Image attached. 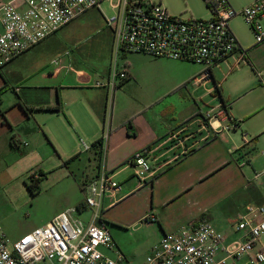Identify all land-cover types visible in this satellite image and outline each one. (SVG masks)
Masks as SVG:
<instances>
[{
  "label": "crops",
  "instance_id": "0c3cea01",
  "mask_svg": "<svg viewBox=\"0 0 264 264\" xmlns=\"http://www.w3.org/2000/svg\"><path fill=\"white\" fill-rule=\"evenodd\" d=\"M253 1L247 0V5ZM236 38L241 47L246 48L244 41ZM39 46L5 67L21 59L22 63L30 61L32 55L40 51ZM256 50L258 54L254 59L248 56L247 64L237 66V55L221 64L217 68L222 73L221 80L215 75L217 69L212 80H202L203 70L196 73L189 69V64L164 59L160 63L173 71H182L184 77L162 94H140L133 96L130 102L117 94L133 78L129 63L130 78L120 81L113 92L109 87L97 88V79L84 73L70 77L71 66L55 57L49 67L44 64L41 69L51 67L48 77L56 80V85L14 90L19 94H15L12 109L4 107L8 82L0 73V111L3 114L0 116V225L6 234L16 241L48 223L23 225L17 220L18 230L11 232L8 221L15 222V213L5 211L1 203V198L9 197L12 191L2 176L6 169L18 163L16 167L22 168L20 172H27L31 168L28 161L34 162L40 157L37 151L22 155L17 150L28 148L29 140L35 138L47 148L49 158H53L44 138H37L41 137L35 131L39 128L40 135L42 133L49 143L61 145L60 139L65 136L64 143L74 145L80 140L84 147H89L84 152L70 149L65 153L66 159L75 160L73 167L78 172L83 175L88 172L87 179L82 180L84 200L79 205H83L74 207L85 223L91 222L94 216V211L84 204L87 188L91 181L105 174L118 183L121 190L103 200L98 223L133 229L135 233L155 228V241L149 246L148 254L165 234L201 222H210L226 234L228 243L240 239L242 234L234 230L237 217L254 199L264 203V43ZM123 56L126 59V53ZM236 70L243 73L252 70L256 77L241 86L240 94H229L222 85L223 78ZM192 81L194 92L201 94H177L182 89L188 92L186 86ZM83 89H97L91 90L97 94L68 92ZM233 100L238 108L236 103L231 104ZM220 108L228 110L231 120H217L211 125L205 122L207 127L204 128L205 116ZM45 113L62 114L67 127L62 123L61 128L54 126L50 121L42 126L34 115ZM98 140H103L102 150L93 147ZM141 152H146L145 157L154 170V175L144 181L136 177L130 163ZM68 174L75 180L72 171ZM151 216L154 221H144ZM113 255L117 257L116 252Z\"/></svg>",
  "mask_w": 264,
  "mask_h": 264
},
{
  "label": "built area",
  "instance_id": "2783aa9c",
  "mask_svg": "<svg viewBox=\"0 0 264 264\" xmlns=\"http://www.w3.org/2000/svg\"><path fill=\"white\" fill-rule=\"evenodd\" d=\"M105 1L113 0L0 3V70ZM204 1L211 18L184 21L172 16L162 0H118L114 5L117 15L107 20L116 42L115 65L108 82H97L95 86L109 87L114 92L118 82L130 78L127 64L119 69L118 59L125 53L199 65L203 68L202 80H212L214 70L235 55L237 66L247 64L248 51L241 47L230 23L242 17L256 42L264 43V0H254L239 12L228 0ZM213 111L205 116L204 123L231 120L226 108ZM145 155L146 152L138 153L130 162L141 181L154 175ZM120 190L121 186L105 174L89 184L84 202L94 211L89 223L78 217L77 208H71L16 241L10 240L0 225V264H124L126 257L109 226L98 223L103 200ZM154 220L151 216L144 221ZM234 230L242 237L230 243L227 235L210 222L167 233L152 247L144 264H264V206H246L237 217ZM102 248L116 252L117 257L106 255Z\"/></svg>",
  "mask_w": 264,
  "mask_h": 264
},
{
  "label": "rangeland",
  "instance_id": "374dc122",
  "mask_svg": "<svg viewBox=\"0 0 264 264\" xmlns=\"http://www.w3.org/2000/svg\"><path fill=\"white\" fill-rule=\"evenodd\" d=\"M8 1L10 0H0V3H7ZM229 2L233 4L237 12L248 6L247 0H229ZM116 3H118V0H113L112 2L105 1L99 8L86 11L77 19L62 27L47 42L40 45L38 47L40 51L34 53L30 61L26 62L24 60L25 63H22L23 59H21L17 64L2 68L0 73L8 82L4 95V107H9L8 109L14 107L13 105L16 103L15 94H19L16 92L20 91V87H50L56 85L57 81L48 77L51 67L49 70L42 71L41 69L44 64L46 66L50 65L52 59L55 57L61 58V62L71 66L70 77L74 78L76 73L80 72L89 77L96 78L100 83H106L105 79L108 77L109 70H113L116 57L114 33L108 27L107 20L117 15L118 10L114 7ZM162 4L172 16L184 21L191 19L209 20L211 18V12L204 0H162ZM261 24L264 28V19L261 21ZM230 27L238 39L243 40V44H246V48L244 49L248 51V56H252L254 59L258 54L256 47L262 43L258 45L254 33L242 17L233 19ZM160 61H164V59L156 60L148 55L135 53H126L125 59L123 54H121L118 59L119 69H122L125 64L128 65L129 63L133 78L129 84L124 85L117 91V94H120V98L130 102L133 96L140 94H162L164 90L184 77L185 74L181 73L182 71H173L167 65L160 63ZM185 64H189L191 66L189 69L196 73L203 70L202 67L197 65L191 63ZM215 75L218 76L219 80L223 77L218 69L215 70ZM252 77H256L252 70L250 72L245 71L244 73L243 71L236 70L226 78L224 75L222 85L226 91L228 90L229 94H240L241 86L248 83ZM0 79L2 81L1 76ZM120 83L118 82V85ZM193 83L192 81L191 84L186 86L189 88L188 92L182 89V92L177 94H201L194 92ZM91 90L83 89L78 91L79 93L74 91L68 92L69 94H97L96 91L92 92L97 89ZM100 90L105 91V89ZM235 103V107L238 108L236 100H233L231 104L234 105ZM214 105L215 103L211 104L212 107ZM34 118L42 126L44 123L47 124L50 121L54 126L60 127L62 123L67 127L66 122H64L66 119L62 114L50 115L45 113L34 115ZM32 120L34 121V119ZM35 131L41 136L37 138L41 140L43 137L45 143L49 145L53 158H49L47 148H43L41 142L33 138L29 140L28 148L21 149L20 151L17 150L22 155L28 151L38 152L40 157L37 158V161H28V165L31 168L27 172H20L22 168L16 167L19 165L17 163L15 167L6 169L2 174L9 182V188L12 189L9 197L4 196V198H1V203L6 209L5 211L11 212L13 210L16 216L15 222L13 221L14 223L8 221L11 232H17V220L22 222L23 225L35 224L41 226L49 222L60 211L74 208L84 200L82 182L87 179L88 172L87 175L78 172L73 167L75 160L70 161L66 159L65 153H68L70 149H79V152H84L85 147L80 143V140L74 145L64 143L66 140L63 134L61 135L63 136L62 138L60 136L61 145L49 143L42 133L40 135L39 128H36ZM99 132L101 134L102 129ZM82 139L87 144H92L85 140V138ZM70 171L75 174V180L69 176L68 172ZM36 183H39V188L29 187ZM254 197L257 196L255 195ZM250 203V205L254 206H264V203L260 199L258 200V198ZM108 228L113 236L115 235L114 239L126 257L124 264L145 263L147 255H149L147 252L148 248L155 241V228L146 229L139 233H135L133 229H125L114 225H110ZM8 237L10 240L13 239L10 236ZM261 241L264 246V235ZM101 250L106 255L116 258L113 252L106 251L103 248Z\"/></svg>",
  "mask_w": 264,
  "mask_h": 264
},
{
  "label": "trees",
  "instance_id": "16d2710c",
  "mask_svg": "<svg viewBox=\"0 0 264 264\" xmlns=\"http://www.w3.org/2000/svg\"><path fill=\"white\" fill-rule=\"evenodd\" d=\"M0 94H1V91H0ZM3 114L1 113V111H0V116H2ZM102 144H103V140H98L95 144H94V146L93 147H98L100 150H102ZM99 150V151H100ZM30 188H33V187H36V188H39V183H36V184H34V185H31V186H29ZM83 205V203L81 204V205H79V208L81 207Z\"/></svg>",
  "mask_w": 264,
  "mask_h": 264
}]
</instances>
